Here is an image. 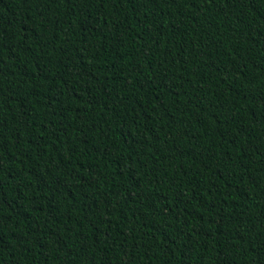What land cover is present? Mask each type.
Here are the masks:
<instances>
[{
    "label": "trees",
    "instance_id": "16d2710c",
    "mask_svg": "<svg viewBox=\"0 0 264 264\" xmlns=\"http://www.w3.org/2000/svg\"><path fill=\"white\" fill-rule=\"evenodd\" d=\"M0 264H264V0H0Z\"/></svg>",
    "mask_w": 264,
    "mask_h": 264
}]
</instances>
